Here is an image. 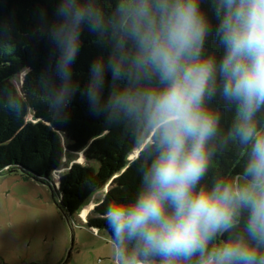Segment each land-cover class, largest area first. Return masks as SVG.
<instances>
[{
    "label": "clouds",
    "instance_id": "1",
    "mask_svg": "<svg viewBox=\"0 0 264 264\" xmlns=\"http://www.w3.org/2000/svg\"><path fill=\"white\" fill-rule=\"evenodd\" d=\"M201 3L116 0L106 12L99 0H59L51 23L41 11L59 118L82 92L131 138L139 183L130 198L105 197L110 264H264V0H209L215 27ZM85 27L101 54L81 90ZM218 96L234 109L226 131ZM229 146L235 167L209 177Z\"/></svg>",
    "mask_w": 264,
    "mask_h": 264
},
{
    "label": "trees",
    "instance_id": "2",
    "mask_svg": "<svg viewBox=\"0 0 264 264\" xmlns=\"http://www.w3.org/2000/svg\"><path fill=\"white\" fill-rule=\"evenodd\" d=\"M110 12L116 0H99ZM59 0H0V172L20 171L23 175L50 182L59 195V206L68 217L82 212L89 228L106 229L103 218L105 197H131L139 183L137 164L129 135L122 126L106 122L103 115L89 109L82 92L70 101L66 118L60 119L51 102L52 89L59 81L48 69L50 45L36 37L41 11L54 22ZM202 10L213 27L217 21L209 0H202ZM96 37L85 27L81 48L73 65L74 81L86 87L90 65L101 54ZM219 59L223 49L214 36L206 43ZM107 77L105 95L110 85ZM213 105L222 112L221 128L227 130L234 109L219 96ZM83 156L84 161H75ZM72 160L63 167L64 158ZM237 150L229 146L217 155L208 176L227 173L235 167ZM96 161L94 168L89 164ZM242 164V161H241ZM236 171H240L236 167ZM103 190L93 209L88 204ZM107 232V231H106ZM109 235V233L107 232Z\"/></svg>",
    "mask_w": 264,
    "mask_h": 264
},
{
    "label": "rangeland",
    "instance_id": "3",
    "mask_svg": "<svg viewBox=\"0 0 264 264\" xmlns=\"http://www.w3.org/2000/svg\"><path fill=\"white\" fill-rule=\"evenodd\" d=\"M75 158L84 161L82 155ZM71 160L66 156L63 167ZM57 177L46 183L20 171L0 172V264H110L109 235L89 228L82 212L64 214L53 186ZM102 195L96 192L89 212Z\"/></svg>",
    "mask_w": 264,
    "mask_h": 264
},
{
    "label": "built area",
    "instance_id": "4",
    "mask_svg": "<svg viewBox=\"0 0 264 264\" xmlns=\"http://www.w3.org/2000/svg\"><path fill=\"white\" fill-rule=\"evenodd\" d=\"M89 212V211H88ZM88 212H87V214H88ZM86 217H87V215H86ZM86 217H83V220L86 222ZM94 230V232H96V230L95 229H93Z\"/></svg>",
    "mask_w": 264,
    "mask_h": 264
},
{
    "label": "water",
    "instance_id": "5",
    "mask_svg": "<svg viewBox=\"0 0 264 264\" xmlns=\"http://www.w3.org/2000/svg\"><path fill=\"white\" fill-rule=\"evenodd\" d=\"M92 229V228H91ZM96 230V229H95ZM97 231V230H96Z\"/></svg>",
    "mask_w": 264,
    "mask_h": 264
}]
</instances>
